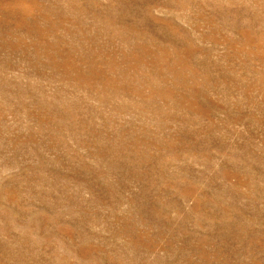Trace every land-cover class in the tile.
Masks as SVG:
<instances>
[{"label":"rangeland","instance_id":"rangeland-1","mask_svg":"<svg viewBox=\"0 0 264 264\" xmlns=\"http://www.w3.org/2000/svg\"><path fill=\"white\" fill-rule=\"evenodd\" d=\"M0 264H264V0H0Z\"/></svg>","mask_w":264,"mask_h":264}]
</instances>
